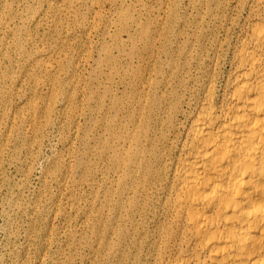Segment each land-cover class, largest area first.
Here are the masks:
<instances>
[{
	"label": "rangeland",
	"instance_id": "obj_1",
	"mask_svg": "<svg viewBox=\"0 0 264 264\" xmlns=\"http://www.w3.org/2000/svg\"><path fill=\"white\" fill-rule=\"evenodd\" d=\"M197 16L190 0H0V264L125 263L100 221L108 130Z\"/></svg>",
	"mask_w": 264,
	"mask_h": 264
},
{
	"label": "bare ground",
	"instance_id": "obj_2",
	"mask_svg": "<svg viewBox=\"0 0 264 264\" xmlns=\"http://www.w3.org/2000/svg\"><path fill=\"white\" fill-rule=\"evenodd\" d=\"M190 4L194 30L179 24L108 130L106 249L123 264H264V0Z\"/></svg>",
	"mask_w": 264,
	"mask_h": 264
}]
</instances>
